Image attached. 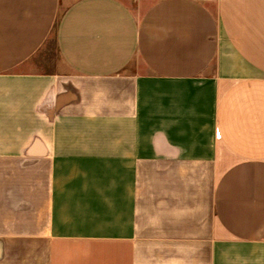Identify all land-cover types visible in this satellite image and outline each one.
<instances>
[{
	"label": "crops",
	"instance_id": "0c3cea01",
	"mask_svg": "<svg viewBox=\"0 0 264 264\" xmlns=\"http://www.w3.org/2000/svg\"><path fill=\"white\" fill-rule=\"evenodd\" d=\"M0 264H264V0H0Z\"/></svg>",
	"mask_w": 264,
	"mask_h": 264
}]
</instances>
